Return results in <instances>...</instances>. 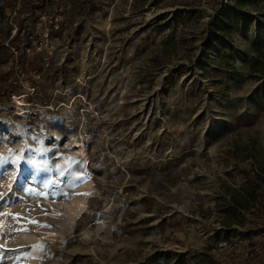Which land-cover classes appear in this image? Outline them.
I'll return each instance as SVG.
<instances>
[{"label": "rangeland", "instance_id": "1", "mask_svg": "<svg viewBox=\"0 0 264 264\" xmlns=\"http://www.w3.org/2000/svg\"><path fill=\"white\" fill-rule=\"evenodd\" d=\"M85 1L0 0V264H264V0Z\"/></svg>", "mask_w": 264, "mask_h": 264}, {"label": "snow or ice", "instance_id": "2", "mask_svg": "<svg viewBox=\"0 0 264 264\" xmlns=\"http://www.w3.org/2000/svg\"><path fill=\"white\" fill-rule=\"evenodd\" d=\"M33 139H36V137H33ZM24 151L25 149H21V151L19 153H14L11 149H9L8 155H2L0 154V179H2L6 174H7V166L12 165L15 166V168L17 169V171L20 170V165L21 162L23 161L24 163L31 165L34 168H39L41 166H45L47 165V161L41 160V161H37L32 155V151L31 149H29V153L30 155L28 157L24 156ZM37 152L39 151H44V150H35ZM13 177L15 176V173L12 174ZM61 175H63V173L61 172ZM49 184L52 183L51 181L48 182ZM6 193L4 192H0V201L4 200ZM86 195V193H85ZM9 215V213H0V220L3 219V217ZM13 220L19 222L21 219H23V217L19 216L18 214H11ZM31 223H35L38 226H43V227H48L49 225H39L38 221H30ZM3 225L0 224V227H2ZM10 230H14V231H29V229L25 228V227H21L18 229H12V226L9 225L8 226ZM32 249L36 250V251H42L44 248L43 244H37V245H32L30 246ZM0 248H3V245H0ZM16 251V250H13ZM29 255H31L30 252H24L21 255H18L16 257V264H19V260L23 257V258H27Z\"/></svg>", "mask_w": 264, "mask_h": 264}, {"label": "trees", "instance_id": "3", "mask_svg": "<svg viewBox=\"0 0 264 264\" xmlns=\"http://www.w3.org/2000/svg\"><path fill=\"white\" fill-rule=\"evenodd\" d=\"M21 1H25V0H21ZM64 1L65 0H41L42 5L40 7L37 6L36 4H31L34 10L32 11L30 17L34 15L35 13L34 11L37 8L43 10V12H45V14L50 17L51 16L53 17L63 16L64 17L66 15H69L70 13L68 12V10H66L64 13L60 12L61 6L63 5ZM90 3H91L90 0H86L82 5L87 6ZM74 4L77 5L75 2ZM263 67H264V52L260 53L258 56H253L250 60L251 73H258L261 71V68ZM234 203L236 207L239 209L245 208L242 202L236 199H234Z\"/></svg>", "mask_w": 264, "mask_h": 264}, {"label": "bare ground", "instance_id": "4", "mask_svg": "<svg viewBox=\"0 0 264 264\" xmlns=\"http://www.w3.org/2000/svg\"><path fill=\"white\" fill-rule=\"evenodd\" d=\"M0 224L4 225L3 221H0ZM2 228H4V227H3V226L0 227V230H1Z\"/></svg>", "mask_w": 264, "mask_h": 264}]
</instances>
